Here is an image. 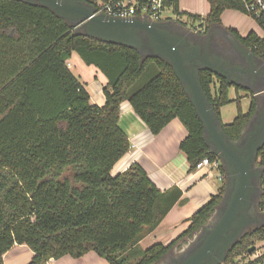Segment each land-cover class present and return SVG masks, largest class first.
Instances as JSON below:
<instances>
[{
    "label": "trees",
    "instance_id": "1",
    "mask_svg": "<svg viewBox=\"0 0 264 264\" xmlns=\"http://www.w3.org/2000/svg\"><path fill=\"white\" fill-rule=\"evenodd\" d=\"M82 1L101 6L96 0ZM163 3V12L171 9L206 29L223 25L222 15L228 9L244 12L241 0H208L206 16L182 10L180 0ZM226 28L261 56L264 39L254 30L241 36ZM74 51L107 77L104 105L91 101L68 66ZM149 67L154 69L153 77L131 92ZM200 78L224 131L238 139L257 109V97L249 93L247 111L238 98L236 117L224 123L221 108L234 101L229 89L239 92L242 87L209 70H201ZM126 100L153 134L174 118L181 120L188 135L180 149L187 154L191 170L203 158L220 160L210 151L204 123L167 61L143 58L135 48L89 37L47 7L0 0V264L15 244H25L34 252L27 264H48L65 255L79 258L90 251L109 264H154L207 224L226 192L223 164L218 168L219 191L194 213L176 239L134 248L166 215L170 192L161 190L138 162L114 172L131 149L119 123ZM256 163L264 168V146ZM261 184L264 201V172ZM262 240L264 224L246 232L223 264H235Z\"/></svg>",
    "mask_w": 264,
    "mask_h": 264
},
{
    "label": "water",
    "instance_id": "2",
    "mask_svg": "<svg viewBox=\"0 0 264 264\" xmlns=\"http://www.w3.org/2000/svg\"><path fill=\"white\" fill-rule=\"evenodd\" d=\"M51 9L85 35L137 49L141 56L167 61L181 80L205 127V141L220 158L226 172V192L211 220L201 228L193 246L159 264H223L229 251L247 232L262 221L257 212L263 191L262 166H257L264 146V82L260 74L264 60L245 46L231 31H225L235 51L216 45L212 30L196 37L172 20L152 21L147 17H113L97 13L96 7L82 0H20ZM220 28L219 25L215 29ZM225 78L231 85L251 88L259 95L253 117L238 139H231L203 89L200 71ZM260 225V226H261ZM255 245L249 248V253ZM157 263V262H156ZM155 264V263H154Z\"/></svg>",
    "mask_w": 264,
    "mask_h": 264
},
{
    "label": "crops",
    "instance_id": "3",
    "mask_svg": "<svg viewBox=\"0 0 264 264\" xmlns=\"http://www.w3.org/2000/svg\"><path fill=\"white\" fill-rule=\"evenodd\" d=\"M181 9L183 10V8ZM222 19L223 22V15ZM180 26L195 33L193 31L195 29L190 30L188 27ZM223 26L227 27L224 23ZM67 63L71 70L74 66L79 73L77 76V72L72 70L90 93L91 101L98 105H104L103 89L108 83L105 74L95 65H88L76 51L72 52ZM262 66L264 68V63ZM83 75L89 81L81 80L80 76ZM260 80L264 82V70L260 74ZM240 86L248 99L251 100L250 92L258 99L259 95L254 93L251 88ZM232 91H236L237 96L241 93L234 87L229 89V97L235 101L236 98L230 96ZM119 123L130 139L131 149L115 165L114 172H123L132 163L138 162L161 190L170 192L167 200L169 210L166 215L155 228L140 238L134 248L143 250L155 243L169 244L190 225V218L194 213L214 194H217L222 185L214 179L217 176L219 180H222L221 172L219 169L210 167L191 170L187 154L180 149V143L187 137L188 130L178 118H174L160 133L153 134L136 115L130 102L126 100L121 104ZM33 256L34 252L27 245L15 244L5 253L4 264H27L33 259ZM48 264H109V262L95 251H90L79 258L65 255L59 259H51Z\"/></svg>",
    "mask_w": 264,
    "mask_h": 264
},
{
    "label": "rangeland",
    "instance_id": "4",
    "mask_svg": "<svg viewBox=\"0 0 264 264\" xmlns=\"http://www.w3.org/2000/svg\"><path fill=\"white\" fill-rule=\"evenodd\" d=\"M105 1H107V0H96V2L98 4H103ZM180 6H181L180 8H183V10H186V11H189L192 13H196V14H201L202 16H206L209 12L208 0H181ZM161 17L163 18V20H172V21L176 22L177 25H179V24L183 25L185 27H188V29H190V30L196 29V27L198 26V24L194 25L190 21H188L187 17H185V16L183 17L181 15L173 13L171 9L165 10L162 13ZM223 18H224L223 23L227 27L239 29V31L241 32L242 35H247L252 30H258V26L255 23V21L251 17H249L248 15L244 14L241 11L228 9L223 14ZM157 21H160V20H157ZM193 31H195V30H193ZM72 70H73V72L76 71L74 66L72 67ZM153 70L154 69H150V67H149L146 70V72L143 74V76L140 78V80L132 87L131 92H134L136 89H138L140 86H142L148 80H150L154 75ZM77 76H79L78 72H77ZM80 79L89 81V79H86L84 75L80 76ZM91 80H92V77H91ZM239 92L241 93V94H239L240 96L239 95L238 96L241 99L242 108L244 111H247L249 108L251 100L248 99V97H246V95H244L245 91L243 89H241ZM230 96L235 97L236 100L228 103L227 105H225L222 108V119L225 123H231L234 120V118L236 117L237 111H238V103H237L238 96H237L236 91H232ZM215 173L217 174V171H215ZM214 180H218L219 184L222 185V180H219L217 178V176ZM225 180H226V177H225ZM218 181H215V182L218 183ZM261 188H262V184H261ZM262 191H263V188H262ZM262 195H263V193H262ZM262 195L259 197V200H258L257 212L260 214V216L263 218V221H264V201L261 199ZM211 218H210V220H211ZM261 223H262V221L257 223V224L251 225L248 228L247 232L257 228L258 226L261 225ZM200 232L201 231H198L192 237H186L183 240L179 241L169 251L171 256H177L181 252H184L185 250H187L188 248L193 246L194 243L196 241H198V239L201 235ZM144 245H146V244H144ZM155 264H159V262H157Z\"/></svg>",
    "mask_w": 264,
    "mask_h": 264
},
{
    "label": "built area",
    "instance_id": "5",
    "mask_svg": "<svg viewBox=\"0 0 264 264\" xmlns=\"http://www.w3.org/2000/svg\"><path fill=\"white\" fill-rule=\"evenodd\" d=\"M244 7V14L251 17L258 26V30H254L256 34L264 39V0H241ZM164 0H107L97 9V13H105L113 17L131 18L135 16L147 17L152 21L163 20ZM199 25L196 30H202ZM264 47V45H263ZM264 60V48L260 56ZM221 160H211L203 158L196 165V170L204 168L218 169ZM235 264H264V240L255 244V250L238 258Z\"/></svg>",
    "mask_w": 264,
    "mask_h": 264
},
{
    "label": "flooded vegetation",
    "instance_id": "6",
    "mask_svg": "<svg viewBox=\"0 0 264 264\" xmlns=\"http://www.w3.org/2000/svg\"><path fill=\"white\" fill-rule=\"evenodd\" d=\"M217 25H212L209 29L206 28H202V30L197 31L195 29V36L196 37H201V36H205L207 34H209V32L212 30L213 32V37L215 39L216 45L218 47H220L222 50L225 51H229V52H233L235 51L234 47L232 46V44L230 43V41L227 39V35L225 34V31H227L228 29L223 26V25H219L220 28L215 29ZM232 28V27H231ZM235 29L237 32H239V34L241 36H244L240 33V31L236 28ZM234 34V33H233ZM235 35V34H234ZM236 36V35H235ZM237 37V36H236ZM239 39V38H238ZM240 40V39H239ZM257 166H259L258 164H256ZM171 257L170 252L164 257L163 261H167L169 258ZM166 264H170L169 261L166 262Z\"/></svg>",
    "mask_w": 264,
    "mask_h": 264
}]
</instances>
